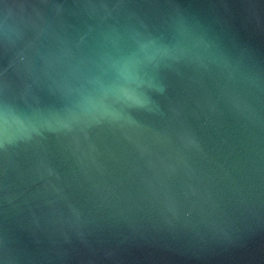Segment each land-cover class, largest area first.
<instances>
[{
	"label": "water",
	"instance_id": "1",
	"mask_svg": "<svg viewBox=\"0 0 264 264\" xmlns=\"http://www.w3.org/2000/svg\"><path fill=\"white\" fill-rule=\"evenodd\" d=\"M0 264H264V0H0Z\"/></svg>",
	"mask_w": 264,
	"mask_h": 264
}]
</instances>
